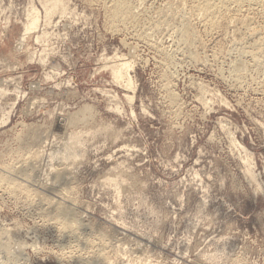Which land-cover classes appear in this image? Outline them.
<instances>
[{
    "label": "rangeland",
    "instance_id": "1",
    "mask_svg": "<svg viewBox=\"0 0 264 264\" xmlns=\"http://www.w3.org/2000/svg\"><path fill=\"white\" fill-rule=\"evenodd\" d=\"M57 1L47 21L41 0H0V174L38 156L33 189L0 182V264H264V67L249 54L264 62V12L212 31L189 0H130L137 21L112 30L110 0ZM72 134L79 156L52 158ZM45 197L93 247L62 236Z\"/></svg>",
    "mask_w": 264,
    "mask_h": 264
},
{
    "label": "bare ground",
    "instance_id": "2",
    "mask_svg": "<svg viewBox=\"0 0 264 264\" xmlns=\"http://www.w3.org/2000/svg\"><path fill=\"white\" fill-rule=\"evenodd\" d=\"M41 1L43 4V8L45 10V17H46L47 21H50L51 18L54 16V14H57V13L63 14L66 11V6L60 1H57V0H41ZM105 1H103L102 3H104ZM180 1H179V3H182L184 0L182 2H180ZM185 2H187V1L185 0ZM185 2H183V3L185 4ZM189 3H190L189 5L187 4L189 7L188 8L189 10L185 6L186 7L185 9L188 10L187 12L190 13L189 15H191L192 18L195 17V18H198L199 20H201V22H203L202 24H204L206 27L212 29V31L214 30V28L220 27V24L224 19H228V21L231 23L233 20L231 21L229 19H231V18L234 19L233 13H237L239 11H242V13H243V12H245V11H243V9H245L246 13H249V14H250V12H247V9L248 8L250 9L253 7H258L259 9H261L260 15H262V13L264 12V0H189ZM105 6L107 7V5H105ZM180 6L182 7V5H180ZM178 9H180V7ZM254 9H257V8H254ZM105 10H107V9H105ZM108 10H109V13H108L109 14V20H110V23L112 24V25L110 24V27L113 26L114 28H117L121 25L124 27L125 25L133 24L137 21V14H136L134 6L130 0H110V8ZM171 13H174V11ZM240 13H239V15H240ZM253 13H255V12L253 11ZM230 14H232V15H230ZM239 15L237 13V16H239ZM257 15H259V14H257ZM249 16H251V15H249ZM245 19L246 18L242 19V17H241L240 20H241V22L242 21L246 22ZM247 19H250V18H247ZM196 21L198 23V20H196ZM228 21H223V22H225L227 24ZM236 21H233V22H236ZM201 22H200V24H201ZM239 25H241V24H239ZM35 26H36V19L34 16L32 21H31V24L29 26V29H32ZM201 26H203V25H201ZM205 26H203L204 29H205ZM243 26H245V25H243ZM248 27H250V26H248ZM210 29H208V30H210ZM112 30H113V28H112ZM116 30H118V29H116ZM180 30L182 33L181 34L182 37L184 36V38H186V39H189L191 37V33L189 32V30H191V28L189 27V25L181 26ZM258 51L255 53L250 52L249 54H252V57L254 58L255 65L257 67L261 68V67H264V62L262 59V55L260 54L261 51L260 50H258ZM110 67H111L110 68L111 73H112L113 77L115 78V81L116 80L121 81V82L124 81V84L126 85V87H128L130 84V79L128 77L129 64L126 61L123 62V60H122V62L118 61V63L116 62L115 64H112ZM244 69H245V66L243 65V63L240 61H237L233 64L232 73H234L235 75H239V74H241V72ZM113 77H111V78H113ZM171 100H174L173 95L171 96ZM89 113H90L89 109L85 108V110L83 111V117H85V115H88ZM79 120H81L79 117L74 118L71 120V123H75V121H79ZM27 136L24 135L23 136L24 139ZM28 138H29V136H28ZM69 139H72L75 141H73V142L65 141L62 144V147L59 148L60 151H56V152L51 153L52 158H60L64 162H67V161L73 162L79 156V153L74 148V145L79 141V137L76 134H72ZM21 142H22V140H21ZM34 153H35V156H37L36 152H34ZM32 156L31 155L26 156V157H30V158H28L24 162H21L22 163L21 165L18 164L17 168L16 167L12 168L13 171L9 170L10 174H7V175L6 174H3V175L0 174V175H2L0 178V182L2 183V186L4 185L6 187V190H7L6 193L8 192V190H11V192L15 191L17 189H22V188L26 190L25 187L28 186L27 185L28 179L34 178L32 176V175H34V173L32 171H33V168H35V167H33V162L31 160L32 159L34 160L36 157L34 156L35 158L34 157L32 158ZM246 159H247V157H246ZM244 162H245V160H244ZM5 168H7V167H5ZM5 168H4V170H5ZM1 170L3 171V169H1ZM7 170H5L6 173H8ZM2 171H1V173H3ZM53 171H55V170L53 169ZM246 172H247L246 174L249 175V179L250 178L254 179L253 173L251 172L250 169L247 168ZM52 175L55 178V180H57V181L63 179V171L62 170L57 169V171H55ZM24 181H27L26 182L27 186H25V184L23 183ZM30 181H32V179ZM32 184L33 183H31V185ZM28 189L29 188L27 187V191H28ZM31 189H33V188H30L29 190H31ZM34 189H36V188H34ZM35 191H37V190H34V192L32 190L31 192L35 194ZM4 193H5V191H4ZM23 194H25V193L23 192ZM29 194H31V193H29ZM36 194L38 195V192ZM40 196H43V195H40ZM47 198H46V200L43 198V201L45 200V203H46V201H48ZM40 204H42V202ZM46 208L47 209L45 211H46L47 217L50 218L53 221V223L55 222L58 225V227L60 229L59 231H61L63 233L62 236L73 238L76 242H79V243H84L83 246H85V247H88L89 245L91 247H93L94 242L92 240L88 239L87 237H83L84 232L86 230L85 224L83 223L82 219L76 214L74 208L71 205L65 204L60 200L59 201L56 199L54 200V198L51 200V198H50V200L48 201V206ZM38 209H40V208H38ZM41 209H43V208H41ZM41 211L39 210L40 214L44 212V209H43V212H41ZM45 219L47 220V218H45ZM51 220L49 222H51ZM70 238H69V240H70ZM98 256L101 257L102 254L100 253V254H98Z\"/></svg>",
    "mask_w": 264,
    "mask_h": 264
}]
</instances>
